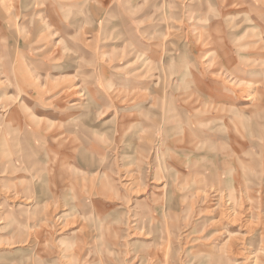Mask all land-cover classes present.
I'll use <instances>...</instances> for the list:
<instances>
[{
    "label": "rangeland",
    "instance_id": "1",
    "mask_svg": "<svg viewBox=\"0 0 264 264\" xmlns=\"http://www.w3.org/2000/svg\"><path fill=\"white\" fill-rule=\"evenodd\" d=\"M0 264H264V0H0Z\"/></svg>",
    "mask_w": 264,
    "mask_h": 264
},
{
    "label": "crops",
    "instance_id": "2",
    "mask_svg": "<svg viewBox=\"0 0 264 264\" xmlns=\"http://www.w3.org/2000/svg\"><path fill=\"white\" fill-rule=\"evenodd\" d=\"M48 15V14H47ZM43 19L42 20H44L45 22H43V26L46 28V27H48V28H51V26L53 25V23H55V22H53V18H50L49 16H48V18H47V16H43L42 17ZM39 20H41L40 18H39ZM35 21V20H34ZM37 26H39V25H37ZM37 26H36V24H34V26H33V28L34 27H36L37 28ZM256 72V71H255ZM212 85V84H211ZM215 93H211V92H206V95H207V99L209 100L208 102H212L213 100V98L214 99H216L217 101V103H219L220 102V99L221 98H219V94H217V95H214ZM82 95H83V93H82ZM85 95L87 96H91L92 94L89 92L88 94L87 93H85ZM87 96V99H89V97ZM84 98V97H83ZM91 98H92V96H91ZM86 99V100H87ZM93 100H94V95H93ZM73 102H78L79 103V105H80V103L81 102H79V101H73ZM72 102V103H73ZM71 104V103H70ZM68 105L69 107H66V108H69V109H73V108H77L79 105H77L76 107L74 106V107H72L71 105ZM66 108H61L62 110H66ZM14 121H16V118H14ZM29 121V120H28ZM10 126V125H9ZM234 139H233V137H231L229 140H227L228 141V143L229 142H232ZM241 145H243V143H241ZM231 151L230 150H226L225 152H223L224 154H223V156L225 157H229V158H231L229 155H228V153H230ZM235 156V158H237V155H234ZM226 161V160H225ZM225 164H227V165H229V166H231V168H234V169H232L231 170V168H230V171H229V173L231 174L232 173V171L233 170H235V169H237V168H239V165H240V163H239V165H238V167H236L235 165H234V163H233V161L232 162H226ZM236 172V177H237V179H241L242 180V177H243V175H242V173H240L239 171H235Z\"/></svg>",
    "mask_w": 264,
    "mask_h": 264
},
{
    "label": "bare ground",
    "instance_id": "3",
    "mask_svg": "<svg viewBox=\"0 0 264 264\" xmlns=\"http://www.w3.org/2000/svg\"><path fill=\"white\" fill-rule=\"evenodd\" d=\"M35 29H37V28L35 27ZM47 30H48V29H47ZM48 31H49V30H48ZM77 104H79V103H78V102H73V103H71V106H75V105H77ZM231 166H232V165H231ZM231 166H230V167H231ZM225 167H226V166H225ZM225 167H224V168H225ZM230 167H229V168H230ZM226 168H227V167H226ZM232 169H234V168H231V170H232ZM222 171H223V170H222ZM224 172H225V171H224ZM231 195H232V194H231ZM232 196H233V195H232ZM41 225H42V224H41ZM72 251H73V250H72Z\"/></svg>",
    "mask_w": 264,
    "mask_h": 264
}]
</instances>
